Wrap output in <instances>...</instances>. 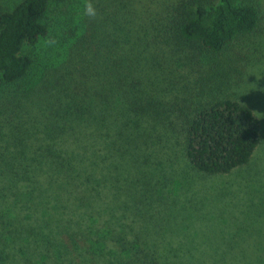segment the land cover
Masks as SVG:
<instances>
[{
    "label": "trees",
    "instance_id": "trees-1",
    "mask_svg": "<svg viewBox=\"0 0 264 264\" xmlns=\"http://www.w3.org/2000/svg\"><path fill=\"white\" fill-rule=\"evenodd\" d=\"M261 19L250 0H0V264H263L264 212L259 242H225L172 176L250 163L260 120L232 90Z\"/></svg>",
    "mask_w": 264,
    "mask_h": 264
},
{
    "label": "rangeland",
    "instance_id": "rangeland-1",
    "mask_svg": "<svg viewBox=\"0 0 264 264\" xmlns=\"http://www.w3.org/2000/svg\"><path fill=\"white\" fill-rule=\"evenodd\" d=\"M250 1L258 4L260 8L261 25L255 35L249 39L244 38V45L249 47L250 51L249 60L247 63L246 60L241 63L244 66L246 64V73L232 91L241 102L253 108L260 120L259 146L248 165L230 174L199 175L184 167L181 170L182 165L175 164L172 176L178 174L173 181V190L179 192L178 199L186 202V207L189 205L195 208L194 214L190 211L194 218V215L203 218H197L203 221L201 229L213 226L215 228L210 229H215V235L224 237L225 242L245 241L254 244L259 241L249 238L248 235L257 233L249 231L251 228L246 225L250 217L264 212V0ZM54 16L55 14L50 13L48 19ZM40 47L41 45L36 49V53ZM25 51H28V48H25ZM30 52H33L32 49ZM182 171L185 172L183 178L180 177ZM255 189L259 192L256 193ZM250 198L253 200L250 201ZM238 230L242 231L237 233ZM262 261L264 264V259Z\"/></svg>",
    "mask_w": 264,
    "mask_h": 264
}]
</instances>
